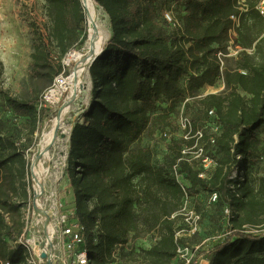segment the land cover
<instances>
[{
	"label": "trees",
	"instance_id": "1",
	"mask_svg": "<svg viewBox=\"0 0 264 264\" xmlns=\"http://www.w3.org/2000/svg\"><path fill=\"white\" fill-rule=\"evenodd\" d=\"M94 1L106 13L111 35L88 68L91 96L84 121L75 122L69 135L68 198L63 204L81 233L87 264L108 263L116 246L130 233L140 232L157 237L142 260L173 264L177 245H183L175 236L183 227L180 209L185 196L194 209L191 200L198 188L206 192L208 204L219 206L225 224L215 243L200 252L208 264H264V231H251L264 225V171L251 177L254 160L264 166L259 150V135L264 133V18L255 9L258 0H244L241 12L237 0ZM44 2L46 33L29 21L30 97L11 95L0 84L4 104L32 121L30 143L21 144L0 120V264H24L29 254L18 240L26 236L23 209H32L29 147L38 129L37 106L43 102L36 82L67 75L62 59L85 41L81 0ZM172 4L179 6L176 14ZM231 14H239L233 46L241 50L221 56V64L218 53L229 52ZM46 38L56 59L51 58ZM227 58L234 59L233 66L225 63ZM217 81L223 85L220 91L202 92ZM159 101L168 103V112L176 110L177 128L182 111L193 131L202 129L204 151L216 160L206 177L199 176L197 163L179 160L185 143L181 135L168 142L166 160L158 165L152 163L151 150L139 145L156 121L168 118L167 113L154 114ZM191 107L194 113L189 116ZM213 121L219 133L211 143ZM164 132L168 134L162 131V136ZM212 192L217 200L209 202Z\"/></svg>",
	"mask_w": 264,
	"mask_h": 264
},
{
	"label": "rangeland",
	"instance_id": "2",
	"mask_svg": "<svg viewBox=\"0 0 264 264\" xmlns=\"http://www.w3.org/2000/svg\"><path fill=\"white\" fill-rule=\"evenodd\" d=\"M82 1V0H81ZM44 0H0V84L3 89L8 91L11 95L21 98L30 97L26 90L29 83L28 65L31 59L32 46L31 41L33 33L29 26V21L41 29L42 33H46L49 19L46 15ZM87 21V29L85 32V41L82 46L72 49L68 52L67 57L62 59L63 71H71L74 62L68 61L71 51H83L86 46L88 37V10L82 4ZM97 15L95 23L101 24L104 27L107 38L109 39L111 32L109 21L106 13L101 7L97 6ZM173 14H176L179 6L171 5ZM48 47L51 48V58L56 59V54L53 45L47 40ZM104 43V45H105ZM104 47V46H103ZM225 63L230 67L234 65L233 58L225 59ZM62 73L55 76L51 81L47 76L37 80V86L43 91L41 105L37 106L35 113L36 126L32 137L35 143L29 147L30 152V177L33 186L32 209L28 207L23 209L24 218L26 221V233L32 235L34 230L42 231L44 229H54L57 235L60 233L64 224L67 226L73 225L70 222L72 214L65 204L68 198V177L65 173L67 163V151L69 143V135L73 124L77 121H84V113L88 106L91 96V80L89 72L87 71V78L85 82L84 93L70 104L68 112L66 113L62 124L58 128L57 143L50 152L49 157H42L43 166L46 169L44 178L40 181L41 187L38 192L37 185L34 180V175L31 171V163L34 156L37 154L38 140L43 130L50 131L53 127V119L57 114L58 105L48 101L45 98L46 92L51 87L57 85ZM221 83L217 81L212 87L205 86L202 92H218L220 91ZM168 103L166 101H159L157 103V110L154 114L167 113L168 118L156 121L151 127V132H146L142 135L139 145L146 146L151 150L152 163L158 165L166 160L168 142L180 139V131L176 126V110L168 112ZM187 114L192 116L194 111L192 107L187 109ZM172 112V113H170ZM170 113V114H169ZM0 120L6 121L9 127V133L13 134L16 140L21 144H28V136L32 121H29L25 116H17L13 111L4 104L0 97ZM162 131H167L169 136L164 138L161 135ZM260 153H264V133L259 135ZM25 157L29 153H24ZM264 171V166L253 161L251 166V177H256L259 173ZM37 179V178H36ZM39 196V197H37ZM37 198L41 204V209H37ZM207 194L205 191L198 188L197 193L193 194L191 206L196 209L201 215L200 228L196 233L188 234L183 232L181 234L182 244L194 250L195 261L192 264H200L201 260H207L200 252L205 251L204 247L208 249L219 234L225 229V224L221 219V212L218 205H211L206 202ZM51 219V222H49ZM63 219L65 222H63ZM180 220H178L179 222ZM157 240L154 232H140L139 234L130 233L127 241L124 244L118 245L113 251L112 260L105 264H147L143 259L144 252L148 250ZM196 247V248H195ZM208 261V260H207ZM28 264V263H24ZM173 264H181L180 261L174 258Z\"/></svg>",
	"mask_w": 264,
	"mask_h": 264
},
{
	"label": "built area",
	"instance_id": "3",
	"mask_svg": "<svg viewBox=\"0 0 264 264\" xmlns=\"http://www.w3.org/2000/svg\"><path fill=\"white\" fill-rule=\"evenodd\" d=\"M237 4V8L240 12L245 10L244 0H237ZM255 9L259 15L264 18V0H258L255 4ZM165 17L168 20H171L168 13H165ZM229 18L233 23L232 28L229 30V45L227 47L229 52L227 54H222L221 52L218 53V58L221 61V64V56L236 54L237 51L241 50L240 47L233 46V39L236 35L235 27L239 22V14H231ZM208 115L212 119L215 116L211 109L208 110ZM177 125L182 139L185 140V143L181 148V157L179 160L181 159L189 163H197L200 169L199 176L206 177L207 173L216 165V160L204 151V143L201 142L203 136L202 129H196L193 131L190 118L182 111L179 113ZM209 130L212 132L209 141L213 143L215 134L219 133V126L213 121L209 124ZM163 137H168V134L164 132ZM190 141L193 142L190 144ZM237 158H239V156H237ZM261 161L264 163V157H261ZM236 174V170L233 171L230 179L234 181L236 179ZM216 200L217 193H210L208 201L214 202ZM224 212L229 214L230 211L228 208H225ZM180 213L183 215V227L176 231V238L181 237L183 232L188 234L196 233L200 228L201 217L194 209L188 206L187 196L184 197ZM49 222H51V219ZM63 222H65L64 219ZM251 231H264V225L260 227H252ZM18 241H23L29 252L26 258V263L28 264H87V252L80 248L83 238L80 231L74 229L73 225L67 226L64 224L58 235L54 229L50 228L42 231L34 230L32 235L26 233V236ZM194 250L195 249H191L186 245L178 244L175 259L180 261L181 264H192L196 260ZM3 264L9 263L4 262Z\"/></svg>",
	"mask_w": 264,
	"mask_h": 264
},
{
	"label": "bare ground",
	"instance_id": "4",
	"mask_svg": "<svg viewBox=\"0 0 264 264\" xmlns=\"http://www.w3.org/2000/svg\"><path fill=\"white\" fill-rule=\"evenodd\" d=\"M82 4L88 10L89 32L86 40V46L83 51H71L68 61H73L71 71L65 76H61L57 85L47 90L45 98L58 105V111L53 119V127L50 131L43 130L38 140L37 154L31 163V171L34 180L40 192V181L44 178L46 172L43 166L42 157H49L53 147L59 143L58 128L62 124L70 104L77 100L84 93L87 71L91 60L99 53L107 38L104 27L95 23L97 7L94 0H82ZM37 178V179H36ZM39 197V196H37ZM37 198L36 207L41 209V204Z\"/></svg>",
	"mask_w": 264,
	"mask_h": 264
},
{
	"label": "water",
	"instance_id": "5",
	"mask_svg": "<svg viewBox=\"0 0 264 264\" xmlns=\"http://www.w3.org/2000/svg\"><path fill=\"white\" fill-rule=\"evenodd\" d=\"M102 50H103V48H102ZM102 50H101L99 53H97V55L94 56V58L91 60L90 64L93 62V60H94L98 55H100V53L102 52ZM208 263H209V262H208L207 260H201V262H200V264H208Z\"/></svg>",
	"mask_w": 264,
	"mask_h": 264
},
{
	"label": "crops",
	"instance_id": "6",
	"mask_svg": "<svg viewBox=\"0 0 264 264\" xmlns=\"http://www.w3.org/2000/svg\"><path fill=\"white\" fill-rule=\"evenodd\" d=\"M209 87H211V86H209ZM220 88H221V89L223 88V85H222V84H221V87H220ZM221 89H220V90H221Z\"/></svg>",
	"mask_w": 264,
	"mask_h": 264
}]
</instances>
